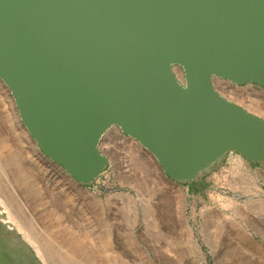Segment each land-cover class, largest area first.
I'll use <instances>...</instances> for the list:
<instances>
[{
    "label": "water",
    "instance_id": "water-1",
    "mask_svg": "<svg viewBox=\"0 0 264 264\" xmlns=\"http://www.w3.org/2000/svg\"><path fill=\"white\" fill-rule=\"evenodd\" d=\"M0 79L40 151L82 186L109 168L114 127L179 183L231 153L264 165V118L215 86L264 87V0H0ZM9 229L44 264L1 220L0 264L23 263Z\"/></svg>",
    "mask_w": 264,
    "mask_h": 264
},
{
    "label": "rangeland",
    "instance_id": "rangeland-1",
    "mask_svg": "<svg viewBox=\"0 0 264 264\" xmlns=\"http://www.w3.org/2000/svg\"><path fill=\"white\" fill-rule=\"evenodd\" d=\"M176 73L182 78L177 67ZM215 86L231 101L264 118V87L240 86L221 79L215 80ZM7 103L14 105L12 100ZM8 119L0 105L3 133L10 128ZM123 138L113 128L107 132L100 148L110 158V166L91 186L74 181L94 196L90 197L92 204L83 202L82 208L78 197L73 204L75 211L85 212L103 232H111L112 238H116L115 234L118 238L116 228L123 230V264H264V254L252 246L257 244L264 249V165L231 153L217 169L203 174L197 184L179 183L169 179L153 155L137 141L124 134ZM139 159L149 165L158 186L143 180ZM0 177L3 187L8 189L5 174ZM205 210L208 212L204 213ZM166 214H171V226ZM7 216L5 212L3 217ZM30 221L26 227L12 225L37 258L46 264V251L48 264H70L55 246L39 237ZM161 231L177 241L172 251L164 246ZM176 236L191 246L184 245ZM35 239L44 245V252Z\"/></svg>",
    "mask_w": 264,
    "mask_h": 264
},
{
    "label": "bare ground",
    "instance_id": "bare-ground-1",
    "mask_svg": "<svg viewBox=\"0 0 264 264\" xmlns=\"http://www.w3.org/2000/svg\"><path fill=\"white\" fill-rule=\"evenodd\" d=\"M177 69L179 73H182L179 67ZM8 100L14 102L9 89L0 79V105L8 115L10 124L8 133H3L0 129V175L5 174L3 179L9 181L7 189L3 187L2 179L0 180V206H2L0 220L9 228L14 227L12 223L19 227H22L21 225L26 227L32 220L40 233L39 237L47 244L55 246L70 264L125 263L123 230L116 228L119 230L118 238L117 234H115L116 238H112L111 232H103L85 212L82 214L74 210L75 198L78 197L81 200L82 208L83 202L87 205L92 204L90 197L94 196L93 193L79 187L60 166L40 151L37 144L32 145L30 135L21 122L15 104L12 107L9 106ZM15 111L17 115L14 114ZM113 131L123 138L119 128L114 127ZM138 161L140 166L142 165L143 180L153 187L158 186L152 174L153 171L151 172L148 168L149 165H145L140 159ZM5 212L8 213L7 217H3ZM203 212L206 213L208 210ZM166 215L168 225L171 226V214ZM28 217L31 219L29 220ZM160 233L165 240L164 246L167 245V248L172 251L177 242L173 240L174 236L163 231ZM178 239L183 242L182 237ZM35 240L40 250L44 252V245ZM114 242L118 245H114ZM183 243L191 246L189 243ZM245 243L250 244L246 241ZM252 246L264 254L261 246L257 244ZM45 252L44 259L48 264L49 256Z\"/></svg>",
    "mask_w": 264,
    "mask_h": 264
},
{
    "label": "flooded vegetation",
    "instance_id": "flooded-vegetation-1",
    "mask_svg": "<svg viewBox=\"0 0 264 264\" xmlns=\"http://www.w3.org/2000/svg\"><path fill=\"white\" fill-rule=\"evenodd\" d=\"M197 184V183H195ZM14 233H13V230H10L7 232V233H2L1 234V237L5 240V244H7V246L10 248H12L13 250L17 251V253H21V258H23V263L21 264H31V261H34L36 259L35 256H30L26 253L25 250L22 249V247L20 246V244L18 245L17 242L15 243L13 240L11 239H8L9 236H12ZM14 245V246H13ZM20 246V247H18ZM30 251H32V248L29 249ZM22 260V259H21Z\"/></svg>",
    "mask_w": 264,
    "mask_h": 264
}]
</instances>
